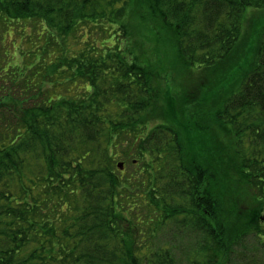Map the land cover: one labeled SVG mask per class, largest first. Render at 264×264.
Masks as SVG:
<instances>
[{
    "label": "trees",
    "instance_id": "trees-1",
    "mask_svg": "<svg viewBox=\"0 0 264 264\" xmlns=\"http://www.w3.org/2000/svg\"><path fill=\"white\" fill-rule=\"evenodd\" d=\"M249 8L264 0H0V30L36 33L17 66L0 48V264H174L170 225L225 243L264 190V26L241 76L222 66ZM65 35L83 46L50 81ZM174 58L201 82L169 81Z\"/></svg>",
    "mask_w": 264,
    "mask_h": 264
},
{
    "label": "rangeland",
    "instance_id": "rangeland-1",
    "mask_svg": "<svg viewBox=\"0 0 264 264\" xmlns=\"http://www.w3.org/2000/svg\"><path fill=\"white\" fill-rule=\"evenodd\" d=\"M133 22L134 27L140 28L139 19H136ZM261 26H264V8L255 10L249 8L243 22L239 42L231 51L228 58L222 62V66L226 67V71L234 73L236 76H241L243 70L248 67V61H246L247 55H250L255 46L259 45L257 43L261 36H257V28ZM90 30L97 37H102V34L104 33L98 27L91 28ZM26 32L31 33L30 28L25 29L24 27L17 26V24L13 22H10V24L6 26V29L0 30L1 53H5L7 56L3 60V66H5V68L12 64L17 66L18 63H15L16 57L20 56L25 50H28L27 47L29 48L30 45V43H28L30 36L33 39L36 38V33H32V35L26 38V43L22 42V36H24ZM82 46L81 42H77L76 37L65 35L60 44L56 43L51 45V52L52 50L55 51L52 60L57 61L58 58L63 55L71 56L72 52H76L77 55ZM59 61H61V59L52 63L54 73L52 72L50 81L58 82L62 79H59ZM173 65L175 68L174 71L171 72L170 78H168L169 81L172 79L173 83L175 82L183 89H186L184 86L194 87L201 82L202 78L198 74L202 71L201 69H196V72H190L179 58H174ZM18 70L19 69H17V71ZM63 85H65V83ZM57 88H59V86H57ZM150 126L152 127V124H150ZM120 161H124V159H120ZM259 176H261V180L260 184L255 187L256 189L264 188L261 187L264 186V172H260ZM261 191L264 190H253V192H247L246 195L245 192H242L244 196L242 206L248 211V213L243 214L240 223V219H238L239 216H234L235 213H232L231 216H233L232 220L234 225L227 232L228 239L224 240L226 244L216 243V247H214L215 243L212 244L213 241L210 237H203L202 234L197 233L186 235L179 230L175 231L176 227H173V225H170L168 228L165 227L160 236V241H154L153 243L157 242L156 244L163 243L162 245H166V242L164 241H167L172 237V244H174V252L172 253L175 257L174 264H264V221L261 219L264 217V203L261 204L255 198V192ZM238 224L239 226H245V228H248L244 237L240 238L235 235ZM250 224L253 225L255 229L258 228L259 231L251 229ZM173 231L178 232V235L181 237L172 236ZM151 246L152 247L147 248V245H145V248L143 247L144 249L141 250H146L148 252L153 251L156 247L154 245Z\"/></svg>",
    "mask_w": 264,
    "mask_h": 264
},
{
    "label": "water",
    "instance_id": "water-1",
    "mask_svg": "<svg viewBox=\"0 0 264 264\" xmlns=\"http://www.w3.org/2000/svg\"><path fill=\"white\" fill-rule=\"evenodd\" d=\"M118 167L122 169L124 167V161L118 162Z\"/></svg>",
    "mask_w": 264,
    "mask_h": 264
}]
</instances>
